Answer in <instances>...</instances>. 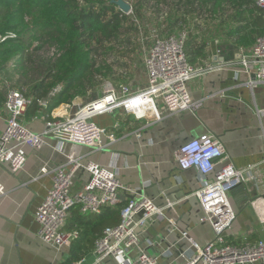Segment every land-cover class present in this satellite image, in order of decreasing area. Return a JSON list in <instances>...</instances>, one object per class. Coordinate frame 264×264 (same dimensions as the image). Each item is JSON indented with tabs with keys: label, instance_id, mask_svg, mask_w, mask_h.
I'll use <instances>...</instances> for the list:
<instances>
[{
	"label": "crops",
	"instance_id": "crops-1",
	"mask_svg": "<svg viewBox=\"0 0 264 264\" xmlns=\"http://www.w3.org/2000/svg\"><path fill=\"white\" fill-rule=\"evenodd\" d=\"M206 44V57L199 58L196 66L209 65L215 69L189 84L194 100L203 102L196 111L186 110L157 120L153 116L138 118L118 108L94 117L95 122L117 137L104 150L92 151L52 138L41 149L27 147L26 165L17 172L0 164V182L7 190L0 196V264H65L77 248L82 250L79 259L84 258L85 264H125L122 254L95 262V241L107 226L100 233L92 228L84 232L83 228L84 234L79 232V238L71 246L60 250L38 237L35 212L52 185L51 174H42L41 168L53 169L66 163L68 154L103 166L116 162L124 184L134 188L149 184L146 190L156 205L174 202V207L164 210L162 218L140 230L139 242L149 254L159 257V264H186L193 251L189 242L181 239V230H187L200 244L213 240L215 232L209 223L200 221L203 209L194 195L200 187L197 171L181 170L176 152L185 141L205 133L215 135L224 144L238 167L254 166L261 175L258 182L232 190L230 198L237 217L227 234L239 242L245 238L250 242L264 239V224L250 204L264 192V118L261 120L256 112L257 107H264V84L255 90L247 84L248 76L237 64L241 47L230 38ZM130 83L136 88L145 86L146 68L144 75H136ZM88 100L77 97L73 103L61 104L51 112L41 105L31 106L23 121L30 129L41 132L48 120L67 117ZM5 126V118L0 117V133ZM89 180L86 170H78L74 189L82 188ZM77 211L82 214L73 209L70 217L77 215ZM81 216L83 222L96 219V214ZM167 249L173 252L171 256L163 255Z\"/></svg>",
	"mask_w": 264,
	"mask_h": 264
},
{
	"label": "built area",
	"instance_id": "built-area-1",
	"mask_svg": "<svg viewBox=\"0 0 264 264\" xmlns=\"http://www.w3.org/2000/svg\"><path fill=\"white\" fill-rule=\"evenodd\" d=\"M255 2L264 12V0ZM188 36L187 30H180L154 37L144 60L145 86L136 88L130 81L119 86L107 82L99 98L80 105L67 117L48 120L41 132L30 129L23 121L34 105V96L0 72V85L6 91L5 103L0 108V117L6 120L5 129L0 133V164L17 172L26 165L27 147L41 149L52 138L86 146L92 151L104 150L116 142L117 137L95 122L94 117L118 108L138 118L153 116L157 120L186 110L196 111L203 102L194 100L189 84L215 67H198L190 62L186 49ZM237 64L248 76L247 84L252 90L264 84V33L252 46L240 48ZM60 90L61 86H58L50 95L54 96ZM49 102L50 97L39 100V105L48 108ZM256 112L262 120L264 107H257ZM137 135L140 137L141 132ZM176 158L181 170L197 171L200 187L194 195L203 209L200 221L209 223L215 232L213 240L200 244L187 230H181V239H186L193 251L186 264H264V239L250 242L245 238L239 242L227 234L237 217L230 194L240 185L258 182L261 175L256 168L238 167L224 144L211 133L182 143ZM78 170H86L90 180L75 190L74 178ZM41 173L52 177V185L35 212L38 237L43 243L60 250L79 238L78 230H67L73 209L89 215L101 213L108 206L123 204L120 222L107 226L95 241V262L102 263L109 257L122 254L125 264H159V257L149 254L140 245V230L162 218L164 210L174 207V202L169 201L166 206L156 205L147 193L149 184L143 183L137 188L124 184L116 162L103 166L68 154L66 163L53 169L45 166ZM6 192V187L0 182V196ZM250 204L264 224V192ZM172 254L170 249L163 253L166 256ZM73 264H85V259Z\"/></svg>",
	"mask_w": 264,
	"mask_h": 264
},
{
	"label": "trees",
	"instance_id": "trees-1",
	"mask_svg": "<svg viewBox=\"0 0 264 264\" xmlns=\"http://www.w3.org/2000/svg\"><path fill=\"white\" fill-rule=\"evenodd\" d=\"M156 1L160 11L164 5L169 9L168 27L163 28L166 31L175 32L190 17H208L220 20L222 25L232 20L235 26L227 35L238 45L254 43L264 33V12L255 0ZM132 9L136 11L134 6ZM135 30L138 26L131 14L113 0H0V72L15 70L18 79L14 83L34 96L33 106L50 97L47 109L51 112L77 97L88 96L106 80L115 86L129 82L134 72L115 52L117 47L123 53L132 47ZM198 37L190 33L186 42L194 65L207 54L206 42L198 43ZM52 48L53 55L43 62L40 54ZM58 86L61 90L51 96ZM5 100L6 91L0 85V108ZM122 205L106 207L90 222H83L77 211L70 217L67 230L84 234L92 228L100 233L120 221ZM81 254V249H73L65 264H73Z\"/></svg>",
	"mask_w": 264,
	"mask_h": 264
},
{
	"label": "rangeland",
	"instance_id": "rangeland-1",
	"mask_svg": "<svg viewBox=\"0 0 264 264\" xmlns=\"http://www.w3.org/2000/svg\"><path fill=\"white\" fill-rule=\"evenodd\" d=\"M128 1L132 7L136 8V11H130V14L132 16V19L135 21V23L138 26V31H134L132 36L133 45L132 47L127 50V52L123 53V50L119 49L121 47H117L116 49V56H121L123 58V61L125 64L129 66L131 71L134 72L133 76L131 77V80H133V77L139 74H143L145 72V56L147 54V51L149 50L153 39L157 35H164V33H174L173 31H166L163 28H167V13L169 12V9H167V5H164L162 10L160 11L157 7V1L152 0V2L148 3L146 0H126ZM138 11V12H137ZM161 15L158 17V15ZM231 14V12H230ZM208 18V17H207ZM196 19L194 17H190L188 19V23H184L178 28L175 32H178L180 30H187L189 35L190 33L197 34L199 37L197 38L198 43H201L202 40L205 42H210L214 40H222L226 39L227 37L230 38L235 44L234 39L229 37L227 33H229L232 26H235L232 20H230L227 24L222 25L220 20L218 19ZM162 22L164 27L162 26ZM227 36V37H226ZM253 44V41L251 43L246 44H240L238 46L240 47H248ZM54 49H48L45 50L40 54V58L43 62L45 60H48L53 54ZM124 56V57H123ZM4 76H7L10 78L13 82H16L18 79V75L15 72V70H9L4 71L2 73ZM107 82H111L109 80H106L102 86L92 91L91 93L86 96V99H90L88 101H92L94 99H97L100 97V93L102 92L105 84ZM98 95V96H97Z\"/></svg>",
	"mask_w": 264,
	"mask_h": 264
},
{
	"label": "water",
	"instance_id": "water-1",
	"mask_svg": "<svg viewBox=\"0 0 264 264\" xmlns=\"http://www.w3.org/2000/svg\"><path fill=\"white\" fill-rule=\"evenodd\" d=\"M124 12L129 13L132 10V5L126 0H113Z\"/></svg>",
	"mask_w": 264,
	"mask_h": 264
}]
</instances>
